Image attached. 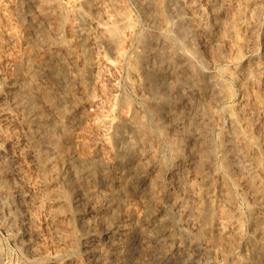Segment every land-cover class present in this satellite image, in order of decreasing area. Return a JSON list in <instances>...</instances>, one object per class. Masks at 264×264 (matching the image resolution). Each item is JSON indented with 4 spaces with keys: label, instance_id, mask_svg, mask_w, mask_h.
<instances>
[{
    "label": "rangeland",
    "instance_id": "obj_1",
    "mask_svg": "<svg viewBox=\"0 0 264 264\" xmlns=\"http://www.w3.org/2000/svg\"><path fill=\"white\" fill-rule=\"evenodd\" d=\"M258 221L264 0H0V264H264Z\"/></svg>",
    "mask_w": 264,
    "mask_h": 264
},
{
    "label": "bare ground",
    "instance_id": "obj_2",
    "mask_svg": "<svg viewBox=\"0 0 264 264\" xmlns=\"http://www.w3.org/2000/svg\"><path fill=\"white\" fill-rule=\"evenodd\" d=\"M85 36H86V35H85ZM107 37H108V36H107ZM111 37H112V36H111ZM85 38H86V37H85ZM85 38H84V39H85ZM88 38H89V37H88ZM112 38H113V37H112ZM146 38H147V37H146ZM147 39H148V38H147ZM86 40H87V39H86ZM106 40H109V39H106ZM110 40H111V39H110ZM144 40H145V39H144ZM142 41H143V40H142ZM92 42L94 43V41H92ZM145 42H146V40H145ZM93 43H92V44H93ZM150 43H151V42H150ZM88 44L90 45L91 43L89 42ZM86 46H87V45H86ZM144 46H145V45H144ZM147 46H148V45H147ZM159 53H160V52H159ZM160 55H161V54H160ZM163 55H164V53H163ZM163 55H161V56H163ZM158 57H160V56L158 55ZM160 58H162V57H160ZM172 63H173V62H172ZM158 69H159V68H158ZM180 70H181V69H180ZM55 71H56V70H55ZM181 71H182V70H181ZM149 75H150V73H149ZM151 75H152V74H151ZM149 77H150V76H149ZM147 78H148V76H147ZM157 78H158V77H157ZM150 79H151L150 82H155V81H156L155 74H154L153 77L150 78ZM147 80H148V79H147ZM160 80H161V79H160ZM200 82H201V81H199V83H200ZM148 83H149V82H148ZM201 83H202V82H201ZM155 86H156V84H155ZM159 87H160V86H159ZM171 87H172V86H171ZM153 88H154V87H153ZM153 88H152V89H153ZM172 89H174V87H173ZM159 92H160V91H159ZM28 96H29V95H28ZM154 96H155V91H154ZM158 96H160V94H159ZM31 97H32V96H31ZM160 98H161V97H160ZM160 102H161V101H160ZM155 111H156V110H155ZM158 111H159V109H158ZM153 112H154V111H153ZM137 119H138V118H137ZM128 120H129V119H126V121H128ZM130 120L133 121V122H134V121H137V120H134V118H133V120L130 118ZM124 121H125V120H124ZM133 122H132V123H133ZM137 122H138V121H137ZM133 124H134V123H133ZM138 125H139V124H138ZM128 126H129V124H128ZM133 126H134V125H133ZM140 126H141V125H140ZM131 127H132V125H131ZM159 127H161V126H159ZM129 128H130V127H129ZM132 128H133V127H132ZM133 129H134V128H133ZM140 129H142V128H140ZM140 129H139V130H140ZM124 130H125V129H124ZM135 130H136V129H135ZM51 131H52V129H51ZM53 131H54V130H53ZM136 131H137V130H136ZM142 131H145V130H142ZM142 131H140V133H141ZM132 132L134 133L133 130H132ZM51 133H53V132H51ZM120 133H122V131L119 132V134H120ZM48 134H49V133H48ZM50 135H51V134H50ZM120 135H121V134H120ZM122 135H123V134H122ZM141 135H142V134H141ZM118 136H119V135H118ZM125 136H126V135H125ZM128 136H129V135H128ZM50 137H51V136H50ZM120 137H121V136H120ZM121 138H122V137H121ZM130 138H131V137H130ZM132 138H133V137H132ZM49 139H50V138H49ZM124 139H126V138H124ZM132 140H133V139H132ZM128 141H129V140H128ZM134 141H135V140H134ZM123 142H124V141H123ZM126 142H127V141H126ZM135 143H137V142H135ZM121 144H122V143H121ZM123 144H124V143H123ZM125 144H126V143H125ZM125 144H124V145H125ZM128 144H129V143H128ZM131 145L133 146L132 143H131ZM129 146H130V144H129ZM129 146H128L127 149L132 148L131 146H130V147H129ZM125 147H127V146H125ZM138 149H139V148H138ZM129 150H131V149H129ZM132 150H133V148H132ZM132 150H131V151H132ZM133 151H134V150H133ZM129 153H130V152H129ZM130 154H131V153H130ZM129 156H130V155H129ZM138 156H139V155H138ZM127 157H128V156H127ZM127 157H126V158H127ZM134 158H135V157H134ZM93 159H94V158H93ZM121 160H123V159H121ZM127 160H128V158L125 159V162H126ZM81 161H82V159H81ZM90 161H91V160H90ZM129 161H132V160H129ZM129 161H128V162H129ZM91 162H92V161H91ZM91 162H89V161H82V162L80 163V164L83 165L82 167H84V168H83L84 170L81 168V169H82V173H83V171H84V172L86 171V172H88V173L91 174L92 172H94V171L96 170V169H95V170L92 169ZM139 162H140V161H138V163H139ZM96 163H97V162H96ZM136 163H137V162H136ZM141 163H142V161H141ZM94 164H95V162H94ZM95 165H96V164H95ZM101 165H102V164H101ZM96 166H97V165H96ZM96 166H95V167H96ZM104 166H105V165H104ZM135 166H136V165H135ZM79 167H81V166L79 165ZM98 167H99V165H98ZM93 168H94V167H93ZM96 168H97V167H96ZM104 168H105V167H104ZM135 168H136V167H135ZM137 168H138V167H137ZM130 169H131V168H130ZM141 169H142V168H141ZM79 170H80V169H79ZM100 170H101V169H100ZM80 171H81V170H80ZM96 172H97V170H96ZM96 172H94V175L96 174ZM103 172H104V171H103ZM109 172H110V171H109ZM109 172H108V174H109ZM141 172H142V171H141ZM101 173H102V172H101ZM101 173H99V174L101 175ZM83 174H84V173H83ZM86 174H87V173H86ZM90 174H88V175H90ZM92 174H93V173H92ZM108 174H107V175H108ZM83 176H84V175H83ZM95 176H96V175H95ZM68 178H69V177H68ZM93 178H95V177H93ZM99 178H100V177H99ZM89 179H90V178H89ZM68 184H69V183H68ZM130 187H131V186H130ZM132 188H133V187H132ZM122 189H123V188H122ZM125 191H126V190H125ZM128 191H129V190H128ZM121 192H122V191H121ZM69 193H70V192H69ZM69 193H68V196L70 195ZM122 193H123V192H122ZM125 193H126V192H125ZM65 195H67V194H65ZM69 197H70V196H69ZM210 205H211V204H210ZM200 206H201V205H200ZM199 209H200V208H199ZM196 210H197V209H196ZM213 211H214V209L211 208V207L209 206L208 208L206 207L205 209H202V208H201V209L199 210V213H198V212H197V213L199 214L201 220H202L205 224L208 225V222H209V223L211 222V219H212V216H213ZM195 214H196V213H195ZM215 214H216V213H215ZM215 214H214V215H215ZM149 215H150V214H149ZM149 215H148V216H149ZM197 216H198V215H197ZM149 217H150V216H149ZM149 217H147V218H149ZM149 219H150V218H149ZM213 219H214V217H213ZM199 220H200V219H199ZM153 221H154V220H153ZM163 221H164V220L161 219V220H158V221L156 222L157 227H158V230H159V232H160V234H159L160 236H161V234H162V233H161L162 231H164V232L166 231L165 228H164V227H165V226H164L165 223H164ZM196 221H197V220H196ZM258 222H259V221H258ZM201 223H202V222H201ZM202 224H203V223H202ZM207 225H206V226H207ZM210 225H212V224H210ZM203 227H204V226H203ZM123 228H124V231H129V229L133 231V229H134V227H133L132 229H131V227H130V228H127V227L125 228V227H123ZM205 228H206V227H205ZM136 229H137V228H136ZM140 229H142V228H140ZM155 229H157V228H155ZM258 229H259V233H260L261 235L264 234V227H262V225H260V222L258 223ZM142 230H143V229H142ZM142 230H141V231H142ZM158 230H157L155 233H157ZM135 231H136V230H135ZM139 231H140V230H139ZM223 232H224V229H223V228H219V232H218V233L220 234V236L222 235ZM130 233H131V231H130ZM130 233H128V235H129ZM157 234H158V233H157ZM201 234H202V233H201ZM151 235H152L153 237H152ZM151 235H149V236H151V238H154V234L151 233ZM202 235H203V234H202ZM156 236H157V235H156ZM156 236H155V237H156ZM164 237H165V236H164ZM215 237H216V236H215ZM128 238H129V237H128ZM158 238H160V237H158ZM160 239H161V238H160ZM214 239H217V238H214ZM221 239H222V237H221ZM164 240H165V239H164ZM166 240H168V239H166ZM218 240H219V239H218ZM218 240H217V241H218ZM215 241H216V240H215ZM161 242H162V240H161ZM166 242H167V241H166ZM162 243H163V242H162ZM164 243H165V242H164ZM218 243H219V242H218ZM215 244H217V242H215ZM263 246H264V245H263ZM162 247H163V246H162ZM255 248H256V247H255ZM257 249H258V248H257ZM260 249H261V248H260ZM258 251H259V249H258ZM103 252H105V251L103 250ZM103 252H102V250H100V251H99V254L101 255V257H103V258L105 259V258H106L105 255H106L107 253L105 252V255H104ZM259 253H260L261 256H260V257H257V258H259L258 260H260L261 257L264 255V252H262V250H261ZM259 253L255 252V254H257V256H259ZM101 259H102V258H101ZM104 259H103V262H107V261H104ZM106 260H107V259H106ZM261 261L263 262L264 260H261Z\"/></svg>",
    "mask_w": 264,
    "mask_h": 264
}]
</instances>
